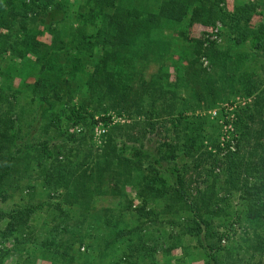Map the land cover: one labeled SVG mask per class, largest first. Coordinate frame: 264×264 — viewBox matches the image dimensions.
<instances>
[{"label":"trees","instance_id":"obj_1","mask_svg":"<svg viewBox=\"0 0 264 264\" xmlns=\"http://www.w3.org/2000/svg\"><path fill=\"white\" fill-rule=\"evenodd\" d=\"M225 1L0 0V194L21 193L0 210V264H264V95L236 108L234 150L197 112L221 98L202 53L224 85H257L249 50L229 64L203 42L220 20L264 49V0Z\"/></svg>","mask_w":264,"mask_h":264},{"label":"rangeland","instance_id":"obj_2","mask_svg":"<svg viewBox=\"0 0 264 264\" xmlns=\"http://www.w3.org/2000/svg\"><path fill=\"white\" fill-rule=\"evenodd\" d=\"M80 1V0H75ZM138 1V0H137ZM238 0H226L225 5L227 8L231 9L234 5V3ZM264 18V15L260 13L253 14L249 24L256 26L258 23ZM204 27L200 25L199 23H193L191 25L185 26V36H189L190 38H198L200 35L201 30H203ZM226 26L224 23L220 20H216L214 24L208 29L206 28L205 33V40L203 42V46L208 48L212 47L215 50H219L222 52V56L225 57L227 63L230 64L231 60L234 58L233 55L236 56V51L238 50H249L251 53V56H249L247 59L242 60L240 62V68H247L250 72L251 76L256 80V88L251 89L250 92H248L246 86H242L241 84L237 85L235 88H230L228 84H223L222 79L219 78V73L221 71V67H219L216 63L214 64V58L213 54L210 56L206 55V53H202L199 56L198 62L202 67L206 69L207 72L211 73L212 75H215L217 82H220L218 85V93L220 94V99H216L215 104L206 110L198 109L197 112H203L210 115V117H216L218 119V122L220 123V134H219V141H221V144L224 146V151L226 150H234L236 148L237 140L239 138V131L235 125L236 120V108L246 107L249 106L254 102L257 97L262 96V93L264 95V49L253 51L250 50L247 43L243 44H237L233 41V39H228L226 36ZM47 38H49L47 36ZM182 39V38H181ZM194 42V41H190ZM229 51L232 52V55L229 54ZM212 53V52H211ZM216 53V51H215ZM230 66V65H228ZM174 75V70H171V78ZM33 77H28L27 80L31 81ZM219 80V81H218ZM225 81V80H224ZM248 82V81H247ZM18 84V81L16 82ZM15 84V85H16ZM195 85V84H193ZM24 91V90H23ZM20 92L18 94V104H21L22 106H25V98L28 96L26 93ZM262 92V93H260ZM102 114V113H101ZM111 122L115 121H126L128 119L122 118V116H118L114 113H111ZM99 114L95 115V118H98ZM30 120L29 114L25 113L22 116V123L24 125H27L28 121ZM230 124V125H229ZM89 125V124H88ZM87 124H80L77 125L74 128V132L77 133L76 135L78 138L79 136L83 135L87 130L91 128V125L88 126ZM103 126L107 129L109 125H105L101 120L97 123L92 125L91 132L93 134V141L94 146H98L100 144L99 140V133L98 129ZM37 136L39 135L38 129H37ZM226 142V143H224ZM76 144V142L74 141ZM91 144V143H90ZM92 145V146H93ZM44 166H40V168H44ZM7 197V200H2V194H0V210L7 209L11 206V200L15 201L18 199L20 193V190L10 188ZM13 193V194H11ZM233 199H236V197L233 196ZM8 201V202H7ZM179 254V251H177ZM180 256V255H179ZM18 258L17 254L15 252H12L9 257L7 258V264H18ZM184 261H179L180 263ZM35 264H47L44 260H38Z\"/></svg>","mask_w":264,"mask_h":264},{"label":"built area","instance_id":"obj_3","mask_svg":"<svg viewBox=\"0 0 264 264\" xmlns=\"http://www.w3.org/2000/svg\"><path fill=\"white\" fill-rule=\"evenodd\" d=\"M230 125V124H229ZM106 130L105 127L101 126L99 129H98V133L99 135L102 134L104 131Z\"/></svg>","mask_w":264,"mask_h":264},{"label":"crops","instance_id":"obj_4","mask_svg":"<svg viewBox=\"0 0 264 264\" xmlns=\"http://www.w3.org/2000/svg\"><path fill=\"white\" fill-rule=\"evenodd\" d=\"M46 262V261H45ZM48 264V263H47Z\"/></svg>","mask_w":264,"mask_h":264}]
</instances>
